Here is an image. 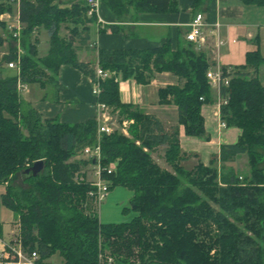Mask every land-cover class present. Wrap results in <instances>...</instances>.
Wrapping results in <instances>:
<instances>
[{
    "label": "trees",
    "instance_id": "trees-1",
    "mask_svg": "<svg viewBox=\"0 0 264 264\" xmlns=\"http://www.w3.org/2000/svg\"><path fill=\"white\" fill-rule=\"evenodd\" d=\"M123 1L104 0L118 17L126 11ZM125 1L139 12L178 11L175 0ZM210 1L189 0L190 10L196 15ZM58 2L20 0L19 39L24 53L19 73L4 74L1 65L7 56L0 62V185H6L1 203L18 219L24 249L38 254L37 264H49L44 260L56 252L63 264H99V246H111L113 254L133 257L138 264H264V88L255 76L264 59L259 52H248L245 64L227 74L228 86L220 90L227 98L220 107V120L241 131L237 142L221 145L207 166L199 163L185 170L180 166L185 156L177 131L167 133L153 116L121 104L116 75L140 84L163 72L183 80L180 86L160 89L159 103L177 108V122L186 136L206 139L200 108L212 99L205 57L190 43L174 51L168 42L150 50L97 51V66L113 76L99 80L96 102L120 121H133L127 129L130 138L118 132L101 136V167L114 169L101 178L110 182L109 189L121 186L131 191L129 206L136 213L128 223L101 224L93 213L84 214L90 190L85 176L74 179L87 163L71 161L77 151L96 141V120L71 125L43 119L21 101L17 90L18 81L53 83L62 65L98 81L94 69L77 60L73 46L75 39L79 45L86 43V24L95 18L87 17L85 0L69 9H61ZM240 2L264 8V0ZM10 10V3L0 0V15ZM63 25L72 26L69 38L59 36ZM41 28L48 49L39 57L32 35ZM220 69L225 76L227 69ZM158 147L164 148V162L172 171L151 158ZM241 156L249 169L245 174L228 166ZM39 161L40 172L25 173ZM17 172L25 174V187L12 185Z\"/></svg>",
    "mask_w": 264,
    "mask_h": 264
},
{
    "label": "crops",
    "instance_id": "crops-1",
    "mask_svg": "<svg viewBox=\"0 0 264 264\" xmlns=\"http://www.w3.org/2000/svg\"><path fill=\"white\" fill-rule=\"evenodd\" d=\"M79 1L81 0H59L58 4L61 9H69L71 5ZM175 1L178 9L176 13L151 10L139 12L135 10V6L127 5L124 0L126 11L118 17L108 8L104 0H99L96 19L86 24V43L79 45L76 39L73 42L77 60L80 63L89 64L94 69L98 65L97 51L100 49L150 50L168 42L171 51H174L187 45L185 35L195 14L190 10L189 0ZM15 7L14 12L12 9L6 12L14 19L18 18L19 9L18 5ZM198 13L203 18L204 43L198 47L193 46L195 51L202 54L210 64V70L226 68L232 71L233 68L241 67L245 64V56L248 52L258 51L264 59V8L243 6L240 0H211ZM97 19H100L101 23H97ZM11 24L15 25L14 22ZM5 31L7 37L6 28ZM33 33V39L44 38L46 53L48 49L46 32L41 28L34 29ZM69 37L70 34L65 38ZM10 40L6 38V41L1 42L4 44V49ZM218 41L221 44L217 46ZM12 43L17 44L15 41ZM255 76L264 88V63L257 68ZM116 81L121 104L132 105L144 114L153 116L167 133L177 131L179 148L185 156L180 162L182 168L183 163L191 164L189 170L199 163L207 166L210 159L218 155L221 145L236 143L241 134L238 128L218 126L215 107L217 91L213 88L210 89L211 102L203 104L200 108L206 139H199L185 135L183 127L177 122V108L174 105L159 103L158 91L179 83L176 77L166 72L154 73L145 84H140L132 77L122 79L121 76L116 75ZM47 86L49 91L46 92ZM92 87L93 82L87 76L69 65H62L53 83H45L43 86L28 85V88L22 91L24 98L20 97V99L24 104L34 108L43 119H55L60 123L72 125L96 118V98L92 94ZM160 149L164 150L163 147L153 150V161L156 152ZM155 159L158 160V157ZM163 163L165 164L164 159ZM156 164L162 168L158 163ZM165 166L168 165L165 164ZM228 166L241 173L239 167L246 166L245 156L239 157ZM5 190L6 185L1 184L0 252L19 232L16 215L1 203V196ZM53 258L52 255L44 260V263L57 264Z\"/></svg>",
    "mask_w": 264,
    "mask_h": 264
},
{
    "label": "built area",
    "instance_id": "built-area-1",
    "mask_svg": "<svg viewBox=\"0 0 264 264\" xmlns=\"http://www.w3.org/2000/svg\"><path fill=\"white\" fill-rule=\"evenodd\" d=\"M10 4L19 5L20 0H7ZM98 2L99 0H85V7H86V15L87 17H97V9H98ZM0 21L4 22L6 26V30L8 31V35L10 38L15 41L16 43H20V31H21V24L18 18H11L9 13H3L0 15ZM97 23H101L100 19L96 20ZM12 22L15 25L11 24ZM202 26H203V18L200 13L194 15L192 20L188 25V32L185 35V40L187 43H190L196 47L202 45L204 43V36L202 35ZM221 42H217V46L220 45ZM19 45L17 46L19 51ZM16 59V60H15ZM15 61L7 62L6 67L9 70H13L16 74L19 73V66H20V58L16 54ZM226 75H223L222 70L215 69V70H208L206 72V79L208 81L209 87L213 88L217 91L216 97V114L218 115V122L221 128H225L226 125L223 121L220 120V107L226 104L227 98L225 96L220 95V90L222 87L228 86V81L230 77L228 76L231 73V70L227 69L225 71ZM94 73L97 78V82L93 83L92 87V94L95 98L100 93L99 87V80H104L113 76L112 72L104 71L100 69L99 66L94 68ZM228 74V75H227ZM26 85H23L19 81L17 82V90L23 91L25 90ZM200 100H202L200 98ZM97 107V115H96V141L92 146H86L82 149V155L87 159L89 166L92 168V175L93 179L87 180L89 183L90 190L87 192L86 197L88 201L92 203L98 204L101 199L105 196L106 192L110 188V182L102 180V174H110L114 171L112 166L109 168H102L101 167V150H100V138L102 135H110L114 132H118L123 136L128 135V127L132 124V120H121L119 122L113 117L110 113V110L107 106L102 103L96 102ZM138 144V143H136ZM144 151H146L144 149ZM86 204L84 205V207ZM19 227V223H18ZM99 264L101 263L100 257ZM38 261V254L35 251L28 252L24 249L23 245L21 244L20 240V233L12 239L10 243L5 245L4 250L0 252V264H37ZM111 259H107L104 264H110Z\"/></svg>",
    "mask_w": 264,
    "mask_h": 264
},
{
    "label": "rangeland",
    "instance_id": "rangeland-1",
    "mask_svg": "<svg viewBox=\"0 0 264 264\" xmlns=\"http://www.w3.org/2000/svg\"><path fill=\"white\" fill-rule=\"evenodd\" d=\"M10 6L14 12L16 10V7H15L16 5L10 4ZM12 10H10V11H12ZM0 23L4 24V22H2V21H0ZM4 27L0 26V40H1V42L6 41V38H9L8 35H7V37L5 35L6 31L4 32ZM70 29L71 28H69L68 26L63 25L61 27L60 32H59V36L65 38L67 35L70 34ZM11 40L8 43H6L7 47H5V49H4V44H2V43L0 44V62H2V59L5 56L8 57V59L3 61L2 65H1L2 71L4 72V74H12L13 73V70L7 69V67H6L7 62L15 61L16 60L15 59L16 54L20 58V57H22V55L24 53L22 48H19V51H18L17 46L20 43L16 44V42H15L16 45H13V43H12L13 40L12 41ZM45 43L46 42L44 41V38H41V37H37L35 40L34 44H35V48L38 51L39 57H42L43 54L45 53V48H46ZM19 47H20V45H19ZM194 51H195V49H194ZM5 52L7 54H4ZM195 52L198 53L197 51H195ZM12 56L14 58H11ZM174 77H176V76H174ZM176 79L178 80L177 77H176ZM174 81H176V80L174 79ZM182 83H183V80H181V82L174 84L172 86H180ZM26 88H28V85H26ZM26 88H25V90H26ZM25 90H23V91H25ZM47 91H49V86H47V88H46V92ZM18 94L21 97V99L24 98V92L18 91ZM113 117L116 119L117 122L120 121L117 118V115L114 114ZM126 137L130 138L129 135H127ZM163 151L164 150L160 149L159 151L156 152V154L154 156V161L156 160L155 157H158V160H156L155 162L158 163L162 167V169L166 168L168 171H172L170 169V167L165 166V164L163 163V156H162ZM150 155L152 158V152L150 153ZM71 161H81L82 163L83 162L87 163L86 165L84 164L83 166L82 165L80 166V168L78 169V171L74 175V179H76L77 176H85V178H87L88 180L93 179L92 168L89 166L87 159L82 155L81 151H77L75 156L71 159ZM183 164H184L183 168L185 170H189L191 168L190 167L191 164H188V163H183ZM33 165L30 168H32ZM239 169H240L242 174L247 173L249 170L248 166H247V161H246V166L245 167H239ZM25 179H26L25 174H22L21 172H17V173H15V175H13L11 183H12V185H19L21 187H25V183H24ZM132 196H133V193L131 191H129V190H127L121 186H114L106 192L105 196L103 197V199H101V201H99L98 204L92 203L91 201H87L86 206L84 207V209H85L84 214L89 215V214L93 213V215L95 217H97L99 223H101V224L117 225V224L128 223L136 216V213H134L130 209V206H129V202H130V199L132 198ZM99 243H101L100 240H99ZM112 251H113V248H111V246H107L105 248H102V246H99L98 257H100L102 264H104L105 261H107V259H111L110 264H138V260L134 259L133 257L126 258L123 256L113 254ZM112 254H113V256H111ZM53 256H54L53 261L55 263L60 264L63 262L62 258L60 257L58 252L54 253ZM114 261H115V263H114Z\"/></svg>",
    "mask_w": 264,
    "mask_h": 264
},
{
    "label": "water",
    "instance_id": "water-1",
    "mask_svg": "<svg viewBox=\"0 0 264 264\" xmlns=\"http://www.w3.org/2000/svg\"><path fill=\"white\" fill-rule=\"evenodd\" d=\"M42 169V163L39 161V162H36L32 168L28 169L26 171V174H32V175H36L38 172H40V170Z\"/></svg>",
    "mask_w": 264,
    "mask_h": 264
}]
</instances>
